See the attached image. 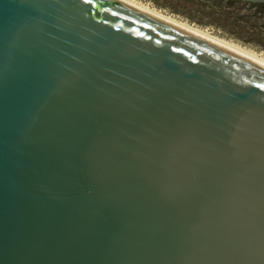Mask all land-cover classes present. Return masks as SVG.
Here are the masks:
<instances>
[{
    "label": "water",
    "instance_id": "1",
    "mask_svg": "<svg viewBox=\"0 0 264 264\" xmlns=\"http://www.w3.org/2000/svg\"><path fill=\"white\" fill-rule=\"evenodd\" d=\"M0 264H264V65L116 0H0Z\"/></svg>",
    "mask_w": 264,
    "mask_h": 264
},
{
    "label": "rangeland",
    "instance_id": "2",
    "mask_svg": "<svg viewBox=\"0 0 264 264\" xmlns=\"http://www.w3.org/2000/svg\"><path fill=\"white\" fill-rule=\"evenodd\" d=\"M264 59V7L221 0H127Z\"/></svg>",
    "mask_w": 264,
    "mask_h": 264
},
{
    "label": "bare ground",
    "instance_id": "3",
    "mask_svg": "<svg viewBox=\"0 0 264 264\" xmlns=\"http://www.w3.org/2000/svg\"><path fill=\"white\" fill-rule=\"evenodd\" d=\"M116 1H119V2H121L123 4H125V5L130 6V7L134 8V9H136V10H139V11H141V12L147 14V15H150V16H152L154 18H157V19H159L161 21H164V22H166V23H168L170 25H173V26H175L177 28H180V29H182L184 31H187V32H189L191 34H194V35H196L198 37H201V38H203L205 40H208L210 42H213V43H215L217 45H220V46H222V47H224L226 49H229V50H231L233 52H236V53H238V54H240V55H242V56H244V57H246L248 59H251V60H253V61H255V62L259 63V64L264 65V59H262V58L254 56V55L248 53L247 51H244V50H242V49H240L238 47H235V46H232L230 44L217 41L216 39H213V38H211V37L199 32V31H197V30H195V29H193L191 27L182 25L180 23H176V22L172 21L171 19H169L167 17H164V16H161V15L157 14L156 12H154V11L144 7V6H141V5H139V4L135 3V2L127 1V0H116Z\"/></svg>",
    "mask_w": 264,
    "mask_h": 264
},
{
    "label": "trees",
    "instance_id": "4",
    "mask_svg": "<svg viewBox=\"0 0 264 264\" xmlns=\"http://www.w3.org/2000/svg\"><path fill=\"white\" fill-rule=\"evenodd\" d=\"M221 1L238 2V3L251 4L253 6H262V7H264V4L263 3H248V2L235 1V0H221Z\"/></svg>",
    "mask_w": 264,
    "mask_h": 264
}]
</instances>
